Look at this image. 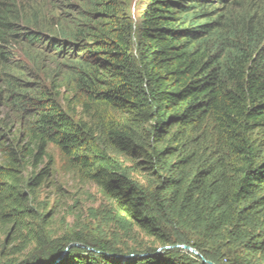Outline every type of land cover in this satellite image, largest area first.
<instances>
[{"label": "trees", "instance_id": "16d2710c", "mask_svg": "<svg viewBox=\"0 0 264 264\" xmlns=\"http://www.w3.org/2000/svg\"><path fill=\"white\" fill-rule=\"evenodd\" d=\"M142 1L0 0V264H264V0ZM49 143L151 244L44 240Z\"/></svg>", "mask_w": 264, "mask_h": 264}, {"label": "rangeland", "instance_id": "374dc122", "mask_svg": "<svg viewBox=\"0 0 264 264\" xmlns=\"http://www.w3.org/2000/svg\"><path fill=\"white\" fill-rule=\"evenodd\" d=\"M142 6V0H129L133 24L137 22ZM44 86L49 88V82L45 80ZM58 102L65 108L61 95ZM111 154L120 161L121 167L134 182L145 183L146 177L134 160L115 151ZM47 162L51 163L48 165L49 176L38 188L33 200L34 222L42 230L44 240L80 235L86 239H106L123 250L151 244V239L138 228L131 224L125 228L120 224L118 203L95 184L84 181L52 143L48 144L47 155L39 168Z\"/></svg>", "mask_w": 264, "mask_h": 264}, {"label": "water", "instance_id": "95a60500", "mask_svg": "<svg viewBox=\"0 0 264 264\" xmlns=\"http://www.w3.org/2000/svg\"><path fill=\"white\" fill-rule=\"evenodd\" d=\"M72 246H83L81 244L78 243H71L69 244L59 255L58 257L51 263V264H56L66 253L68 248L72 247ZM180 247H182L183 249L193 252L195 254H199L194 248H192L191 246L188 245H179ZM166 248H169L168 246H166ZM160 248H158L159 250ZM200 255V254H199ZM128 256H132V255H128ZM201 256V255H200ZM202 257V256H201ZM202 260L206 263V264H215L214 262L210 261V260H206L204 257H202Z\"/></svg>", "mask_w": 264, "mask_h": 264}]
</instances>
